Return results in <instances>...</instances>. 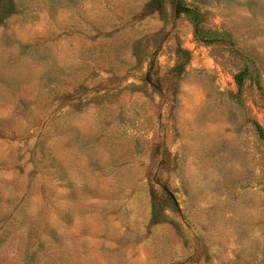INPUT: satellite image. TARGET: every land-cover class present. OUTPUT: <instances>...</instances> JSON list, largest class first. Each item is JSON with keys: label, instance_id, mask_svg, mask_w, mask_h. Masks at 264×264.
<instances>
[{"label": "rangeland", "instance_id": "obj_1", "mask_svg": "<svg viewBox=\"0 0 264 264\" xmlns=\"http://www.w3.org/2000/svg\"><path fill=\"white\" fill-rule=\"evenodd\" d=\"M0 264H264V0H0Z\"/></svg>", "mask_w": 264, "mask_h": 264}]
</instances>
